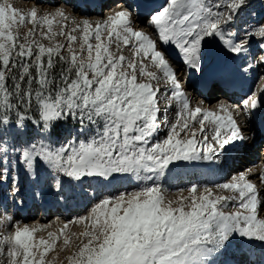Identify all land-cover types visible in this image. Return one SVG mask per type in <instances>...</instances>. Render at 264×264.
Wrapping results in <instances>:
<instances>
[{"label": "snow or ice", "instance_id": "snow-or-ice-1", "mask_svg": "<svg viewBox=\"0 0 264 264\" xmlns=\"http://www.w3.org/2000/svg\"><path fill=\"white\" fill-rule=\"evenodd\" d=\"M141 7L34 0L25 13L0 0V264H46L61 236L67 264H264V155L214 182L175 177L223 171L255 142L264 75L230 93L264 72V0H165L145 18ZM177 62L200 74V95ZM21 173L34 200L47 190L83 214L22 223L8 203L24 204ZM120 178L133 185L111 190ZM56 221L82 230L36 237Z\"/></svg>", "mask_w": 264, "mask_h": 264}, {"label": "bare ground", "instance_id": "bare-ground-1", "mask_svg": "<svg viewBox=\"0 0 264 264\" xmlns=\"http://www.w3.org/2000/svg\"><path fill=\"white\" fill-rule=\"evenodd\" d=\"M10 2L13 3L14 6H16L20 10L22 8L24 10L25 9H31V7L34 4V0H10ZM45 2H49V0H45ZM51 2H55V0L54 1H51ZM114 3H116V2H114ZM93 15L95 16V13H93ZM145 16L146 15L144 14L142 16V18H145ZM174 66L179 70V72L183 70L182 64H180L178 62ZM262 73H264V72H262ZM256 74H259V70L249 73L247 75V77H249V75L252 76V75H256ZM244 82L245 83H248V82H246V80H244ZM186 89L187 90H192L193 87L191 85H186ZM248 92H250V91H248ZM261 94H264V93H258V95H261ZM230 95H232V97H233L234 100H239L240 99V96L242 94H239V93H231ZM215 103H216V100L213 97H207V104L209 106L214 105ZM258 144H259V142L257 140L254 143L253 142H249V146H251V148L253 147V145L255 146V145H258ZM246 149H247V147L244 150H246ZM244 150H243V152L245 153ZM260 158L258 157V161H257L258 164L260 162ZM234 169L241 170V168H239V165H235L234 166ZM212 170H213V167H208L207 170L205 171V173L200 177V179H199L200 182H202V183L214 182V181H211L210 180L211 178H209V175L211 174ZM225 178H226V176H224L222 179H225ZM21 181H22V184H23V193H24L23 199H24V204L21 205V206H19V207L13 206L11 204V198H9V202H8L9 203V209H10V211H12L16 215V217L22 223H27L29 225H32L33 222L36 221V218L33 217V216H31V214L28 215V213L31 211V208L34 206V204L37 201L41 200L42 198H45L46 201L43 203L42 210H41V214L45 215L44 214V213H46L45 211H49L48 201L50 199L55 200V197H54L53 194H51L47 190H44L43 193H42V196L40 198L34 200L33 197H32V192L34 191V189H35L36 186H34L33 184H31L27 180V178L24 177L23 173H21ZM132 185H133V180L132 179L120 178V179H117L116 181H114L113 185L111 186V190H113V191L120 190V189L125 188V187H131ZM7 191H8L7 190V187L5 186L4 187V192H3L4 194H3V196L0 197V201H2L4 199V197L7 195ZM85 207H86V203L85 202L76 201V202H73L70 206L64 207V209H62V211L66 212L68 214V217H66L65 219H70V218H72L74 216L83 214V211H84ZM38 221L41 224H48V222H49V221H40V220H38ZM48 227H51L57 233H59L61 229H64V225L62 223H59V224L56 223V225L54 223H51ZM71 228H72V226H71V224H69L68 225V228L67 229H64L65 233L68 232ZM40 235H38V237Z\"/></svg>", "mask_w": 264, "mask_h": 264}, {"label": "rangeland", "instance_id": "rangeland-1", "mask_svg": "<svg viewBox=\"0 0 264 264\" xmlns=\"http://www.w3.org/2000/svg\"><path fill=\"white\" fill-rule=\"evenodd\" d=\"M21 11L27 13L28 11H30V9H25L24 10L22 8ZM29 26H31V25H29ZM45 43H47V41H45ZM59 133H60V135H63L62 132H59ZM258 147H259V144L255 145V146L253 145L252 148H251V146L248 145L247 149L244 150L245 153L243 152L244 153L243 154V158L240 159L238 162H236L235 165H239V168H241V170H242L244 167H246L248 165L258 164V162H257L258 161V157L260 158L262 156V151H260L258 149ZM242 161H243V163H242ZM234 166L230 169V171L234 170ZM208 167L209 166L204 165V166H199V167H196V168H188V169L178 170L175 173L176 180L179 182L180 185L186 184L188 181H199L200 182L199 179L204 174L203 171L204 170L206 171ZM228 174L226 175V178H227ZM3 194L4 193H3V190H2L1 196H3ZM53 223L56 225V223L59 224L60 222L56 221V222H53ZM71 226H72V228L66 233L78 232V231L82 230V228L79 225L71 224ZM48 231H54V230L51 227H47L45 230H43L41 232H38L35 235L38 237V235H40V234L43 235L44 234L43 236L45 238H47V232ZM54 232H56V231H54ZM62 240H63V237L61 236V238L56 241V245L54 246V248L51 249L47 253L46 258H45L46 259V264H47V261H53V260H55L57 262V264L60 261H63V264H67V261H66L65 257L68 254L69 250L67 248L64 249L63 251L61 250ZM74 246H75L74 242L72 240H70L69 248H72Z\"/></svg>", "mask_w": 264, "mask_h": 264}, {"label": "trees", "instance_id": "trees-1", "mask_svg": "<svg viewBox=\"0 0 264 264\" xmlns=\"http://www.w3.org/2000/svg\"><path fill=\"white\" fill-rule=\"evenodd\" d=\"M58 134H60V133L58 132Z\"/></svg>", "mask_w": 264, "mask_h": 264}]
</instances>
